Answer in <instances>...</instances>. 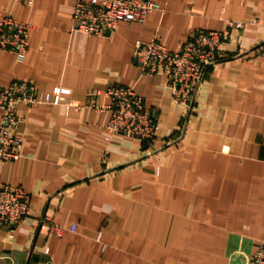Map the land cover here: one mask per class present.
Wrapping results in <instances>:
<instances>
[{"label":"crops","instance_id":"obj_1","mask_svg":"<svg viewBox=\"0 0 264 264\" xmlns=\"http://www.w3.org/2000/svg\"><path fill=\"white\" fill-rule=\"evenodd\" d=\"M157 1L146 21L98 36L74 29L73 0H0V17L33 24L25 57L0 48V84L33 80L64 97L17 106L22 155L0 161V182L22 185L31 213L0 229V264H251L264 236V0ZM232 19L257 22L233 31L185 117L165 76L141 72L136 40L174 50ZM110 83L157 110L152 143L106 129L109 111L89 100L107 103Z\"/></svg>","mask_w":264,"mask_h":264},{"label":"built area","instance_id":"obj_2","mask_svg":"<svg viewBox=\"0 0 264 264\" xmlns=\"http://www.w3.org/2000/svg\"><path fill=\"white\" fill-rule=\"evenodd\" d=\"M32 3L33 0H21ZM73 27L89 35L110 36L121 22H144L162 5L157 0H73ZM251 20H228L223 30L197 29L177 49H169L158 36L136 40L134 60L142 73L163 74L166 83L172 88L174 101L186 108V115L192 111L198 89L210 65L224 57L227 43L234 30L245 29ZM33 24L14 16L0 17V48L16 52L25 57L31 47L30 33ZM254 50L264 54V42ZM107 103L100 104L94 99L89 104L110 113L106 129L111 133H121L138 138L147 144L152 143L159 132L158 112L146 104L144 96L134 85L110 83L102 91ZM94 90L90 96L99 95ZM64 97L61 88L53 93L42 92L35 81L15 79L8 84H0V161L16 160L22 155L23 138L17 132L24 119L18 112L20 103L29 105L59 104ZM76 104L69 101L68 109ZM80 106V105H79ZM31 213L30 194L18 184L0 182V229L13 231ZM45 217L42 226L49 223V230L62 234L66 226ZM74 223L70 229L75 230ZM49 252V248L45 249ZM251 264H264V236L259 240Z\"/></svg>","mask_w":264,"mask_h":264}]
</instances>
